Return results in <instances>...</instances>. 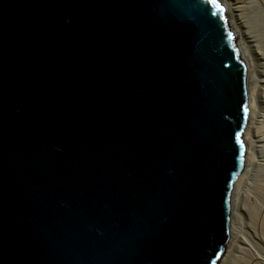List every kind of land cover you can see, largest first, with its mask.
<instances>
[{
  "label": "water",
  "instance_id": "water-1",
  "mask_svg": "<svg viewBox=\"0 0 264 264\" xmlns=\"http://www.w3.org/2000/svg\"><path fill=\"white\" fill-rule=\"evenodd\" d=\"M211 0H0V264H217L247 68Z\"/></svg>",
  "mask_w": 264,
  "mask_h": 264
},
{
  "label": "bare ground",
  "instance_id": "bare-ground-1",
  "mask_svg": "<svg viewBox=\"0 0 264 264\" xmlns=\"http://www.w3.org/2000/svg\"><path fill=\"white\" fill-rule=\"evenodd\" d=\"M219 1L247 68L249 108L244 165L231 192L228 239L219 264H264V0Z\"/></svg>",
  "mask_w": 264,
  "mask_h": 264
},
{
  "label": "snow or ice",
  "instance_id": "snow-or-ice-1",
  "mask_svg": "<svg viewBox=\"0 0 264 264\" xmlns=\"http://www.w3.org/2000/svg\"><path fill=\"white\" fill-rule=\"evenodd\" d=\"M205 2H209V0H205ZM211 3L217 9L218 12L223 11L220 5L216 3V0H211Z\"/></svg>",
  "mask_w": 264,
  "mask_h": 264
},
{
  "label": "rangeland",
  "instance_id": "rangeland-1",
  "mask_svg": "<svg viewBox=\"0 0 264 264\" xmlns=\"http://www.w3.org/2000/svg\"><path fill=\"white\" fill-rule=\"evenodd\" d=\"M259 245V244H258ZM256 246H257V244H256ZM226 250V249H225ZM256 252H257V250H256ZM224 256H225V251L223 252V254H222V256H221V258L219 259V261H218V263L217 264H219L220 262H221V260L224 258Z\"/></svg>",
  "mask_w": 264,
  "mask_h": 264
}]
</instances>
